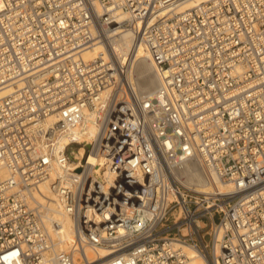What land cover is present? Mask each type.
Segmentation results:
<instances>
[{"label": "built area", "instance_id": "1", "mask_svg": "<svg viewBox=\"0 0 264 264\" xmlns=\"http://www.w3.org/2000/svg\"><path fill=\"white\" fill-rule=\"evenodd\" d=\"M182 1L0 0V264H264V0Z\"/></svg>", "mask_w": 264, "mask_h": 264}, {"label": "bare ground", "instance_id": "2", "mask_svg": "<svg viewBox=\"0 0 264 264\" xmlns=\"http://www.w3.org/2000/svg\"><path fill=\"white\" fill-rule=\"evenodd\" d=\"M207 0H184L178 3L175 8L178 11L192 8L197 6L201 2H205ZM131 38L124 37L119 39L115 43V49L121 53L126 54L130 49L132 50L133 64H132V72L134 77V82L138 86L139 89L143 91H148L150 94H153L158 90L160 85L163 83V72L159 69L156 63L152 60L149 55L146 47L144 45H132ZM133 48V49H132ZM104 47L101 43L94 44L88 48H86L83 52V56L86 58L95 57L99 54ZM152 73H156L159 79L155 80V83L150 82ZM154 78V77H153ZM154 82V81H153ZM184 182L187 185L195 186L196 188L202 191H211L212 189H219L223 192H227L231 190V184L227 181H224L222 178L218 176H213L210 180L204 175L201 170L198 162L195 159H190L187 161L185 168L183 170ZM44 190H47L44 188ZM65 228L63 230V237L67 243L73 234L72 224L69 218H66L64 221ZM183 250L186 252L188 256L187 264H206V261L198 252V250L188 244L182 245ZM91 250V252H90ZM87 253L92 255V249L87 248ZM101 256L104 257L108 254L106 251H100ZM42 264H58L55 259L48 255Z\"/></svg>", "mask_w": 264, "mask_h": 264}, {"label": "rangeland", "instance_id": "3", "mask_svg": "<svg viewBox=\"0 0 264 264\" xmlns=\"http://www.w3.org/2000/svg\"><path fill=\"white\" fill-rule=\"evenodd\" d=\"M153 77H154V78H153ZM158 77H159V76H158L156 73H152V76H151V80H150V82L155 83V80L160 78V77H159V78H158ZM153 81H154V82H153ZM90 252H91V250H90Z\"/></svg>", "mask_w": 264, "mask_h": 264}]
</instances>
